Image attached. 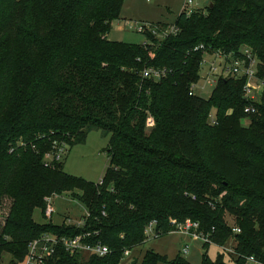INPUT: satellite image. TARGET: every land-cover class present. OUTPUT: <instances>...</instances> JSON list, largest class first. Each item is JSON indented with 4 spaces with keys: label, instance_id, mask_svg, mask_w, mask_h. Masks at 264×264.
<instances>
[{
    "label": "trees",
    "instance_id": "obj_1",
    "mask_svg": "<svg viewBox=\"0 0 264 264\" xmlns=\"http://www.w3.org/2000/svg\"><path fill=\"white\" fill-rule=\"evenodd\" d=\"M125 2L0 0V264L22 262L44 234L83 232H98L90 241L111 253L61 252L50 264H122L147 244L151 222L164 238L188 220L215 245L233 244V264H264V95L254 114L244 79H220L209 99L190 96L205 52L239 59L247 47L264 63V0H213L178 16L176 36L148 32L139 46L109 40ZM150 67L167 76L143 78ZM94 131L110 136L102 185L45 163L55 143L68 157ZM69 193L90 215L84 228L35 222L47 198ZM204 248L201 264H226ZM131 264L192 263L148 251Z\"/></svg>",
    "mask_w": 264,
    "mask_h": 264
},
{
    "label": "built area",
    "instance_id": "obj_2",
    "mask_svg": "<svg viewBox=\"0 0 264 264\" xmlns=\"http://www.w3.org/2000/svg\"><path fill=\"white\" fill-rule=\"evenodd\" d=\"M204 3V8H200V4L196 0H184V4L180 11L179 16L185 15L190 18L198 12L204 11L207 2L213 0H202ZM175 23V22H174ZM170 24L164 31H158L155 25L149 23L135 24L133 30L138 33L146 34L148 32L152 33L158 40H164L169 36H176L179 30L175 25ZM148 42L143 45H147ZM241 58H233L231 55L226 56L223 53H209L205 52L204 58L201 64L200 80L193 84L190 91V96L198 95L197 91H206L207 87H216L220 79L228 80L235 79L245 80V98L251 103V106L247 108V114L256 113V106L262 103V98L264 95V78L259 77V69L264 66V63L258 58V56L249 48L245 47L240 51ZM208 71L206 76H203L204 70ZM143 78L153 80L156 82L161 81L167 75V71L164 69H157L150 67L143 71ZM203 82V85H199ZM200 96V95H199ZM211 123L217 125L214 115L211 116ZM151 124V122H149ZM56 144L52 153L45 156V163L50 166L56 163L63 162L67 155L69 154L68 146L65 144ZM103 184V179L99 182V185ZM57 197H49L45 200L46 207L44 215L50 222L53 221L54 209L53 201ZM90 215L87 212L85 216L79 218L78 220H73L68 218L64 221L66 227H76L82 229L86 226L87 220ZM175 229L170 233L174 235H182L191 241L190 245H186L183 248L182 254L188 256L191 251V245L193 243H199L202 246L208 245L210 247L215 246L209 235H206L200 231V225L190 220L183 224H177L172 222ZM157 222H151L145 229V242L149 243L162 238V233L158 229ZM158 229V230H157ZM233 233H240L238 229L233 228ZM169 234V235H170ZM98 236V232L90 233L83 232L75 238H69L67 236H59L56 234H44L39 239L32 241L28 247V254L26 258L16 264H50L53 262L61 252H65L70 256L75 255H85V256H95L98 258H104L109 253V249L105 247L101 242L95 243L92 240L93 237ZM225 251L224 247H219ZM133 252L126 251L124 253V260L132 256ZM227 254V253H226ZM235 254L233 250L229 251L228 256ZM243 264H262L253 257L245 259Z\"/></svg>",
    "mask_w": 264,
    "mask_h": 264
},
{
    "label": "rangeland",
    "instance_id": "obj_3",
    "mask_svg": "<svg viewBox=\"0 0 264 264\" xmlns=\"http://www.w3.org/2000/svg\"><path fill=\"white\" fill-rule=\"evenodd\" d=\"M200 8H204L202 0H196ZM184 0H126L122 10L121 18L115 22L112 31L109 35V40L113 42H122L132 45H143L147 42L144 34L133 30L135 24L149 23L157 26L165 24L167 27L173 24L180 14ZM203 76L208 74L205 69ZM199 85H203L200 82ZM215 87H207L206 91H197L203 99H209ZM249 124L248 122H245ZM149 130H151L149 128ZM109 139L110 136H104L101 131L92 132L84 144L75 146L70 155L63 161L64 170L70 176L84 179L89 183L99 184L104 179L106 172L109 169ZM53 221L55 225H62L65 220L71 218L78 220L87 213V209L70 193L59 196L53 201ZM41 210H37L34 215V220L38 224L50 223ZM229 225H234L231 218L227 219ZM191 241L185 236L170 234L159 240H155L143 245L137 249L130 258L125 259L122 264H131L135 259L142 262L144 255L148 251H154L160 256H166L168 262L172 259L181 256L192 264H201L203 255L206 253L204 246L199 243L191 245V251L188 256L182 254L183 248L190 245ZM233 244L224 247L223 251L219 247L212 246L208 250V257L211 260H216L218 255H224L226 264H233L229 261V251L233 250ZM200 250V251H199ZM232 258V257H231ZM9 256L5 258L3 264H10Z\"/></svg>",
    "mask_w": 264,
    "mask_h": 264
},
{
    "label": "crops",
    "instance_id": "obj_4",
    "mask_svg": "<svg viewBox=\"0 0 264 264\" xmlns=\"http://www.w3.org/2000/svg\"><path fill=\"white\" fill-rule=\"evenodd\" d=\"M150 122H151V124H149V128L152 129L154 127V121L150 120ZM201 254L204 255V253H201Z\"/></svg>",
    "mask_w": 264,
    "mask_h": 264
},
{
    "label": "water",
    "instance_id": "obj_5",
    "mask_svg": "<svg viewBox=\"0 0 264 264\" xmlns=\"http://www.w3.org/2000/svg\"><path fill=\"white\" fill-rule=\"evenodd\" d=\"M207 5H210L211 7H213V4H210V2H207Z\"/></svg>",
    "mask_w": 264,
    "mask_h": 264
}]
</instances>
